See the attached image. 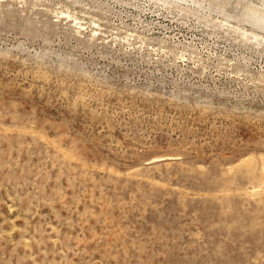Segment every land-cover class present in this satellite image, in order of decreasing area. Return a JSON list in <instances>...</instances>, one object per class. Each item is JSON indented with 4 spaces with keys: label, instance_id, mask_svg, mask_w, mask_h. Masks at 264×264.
Listing matches in <instances>:
<instances>
[{
    "label": "rangeland",
    "instance_id": "1",
    "mask_svg": "<svg viewBox=\"0 0 264 264\" xmlns=\"http://www.w3.org/2000/svg\"><path fill=\"white\" fill-rule=\"evenodd\" d=\"M0 264H264V0H0Z\"/></svg>",
    "mask_w": 264,
    "mask_h": 264
}]
</instances>
